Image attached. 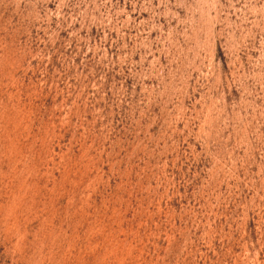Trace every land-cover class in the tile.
I'll return each instance as SVG.
<instances>
[{"label":"rangeland","instance_id":"1","mask_svg":"<svg viewBox=\"0 0 264 264\" xmlns=\"http://www.w3.org/2000/svg\"><path fill=\"white\" fill-rule=\"evenodd\" d=\"M0 264H264V0H0Z\"/></svg>","mask_w":264,"mask_h":264}]
</instances>
